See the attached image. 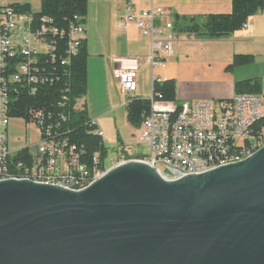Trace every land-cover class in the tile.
I'll return each instance as SVG.
<instances>
[{
    "label": "water",
    "instance_id": "1",
    "mask_svg": "<svg viewBox=\"0 0 264 264\" xmlns=\"http://www.w3.org/2000/svg\"><path fill=\"white\" fill-rule=\"evenodd\" d=\"M0 264H264V147L177 181L137 161L80 192L1 181Z\"/></svg>",
    "mask_w": 264,
    "mask_h": 264
},
{
    "label": "built area",
    "instance_id": "2",
    "mask_svg": "<svg viewBox=\"0 0 264 264\" xmlns=\"http://www.w3.org/2000/svg\"><path fill=\"white\" fill-rule=\"evenodd\" d=\"M9 4V0H0V182L32 181L80 192L103 178L110 169L131 161L149 165L167 181H177L243 162L264 147V135L257 131L258 123L264 118V94L260 93L235 94L222 102L202 100L189 106L180 104V110L151 97L152 111L144 119L139 137L147 154L132 159L120 149L110 168H100L97 157L91 167L82 164L75 153L77 148L65 139L40 136V143L34 146L36 152L25 148L10 153L7 133L15 93L21 90L35 93L39 83L47 81V77L42 79L38 74L40 57L56 49L51 37H66L67 53L76 55L85 39V26L83 18L75 17L67 32L59 31L52 27V20L35 22L33 14H17ZM163 13L160 8L135 13L128 7L127 15L119 21L121 29L135 24L150 40L152 68H164L166 58L173 55V23L160 25ZM136 64L133 68L120 67L116 72L126 98L125 106L137 92L141 64ZM153 82L161 81L154 78ZM84 104V97L78 99L76 110ZM92 124L96 126L97 122L92 120ZM96 134L103 138L99 129Z\"/></svg>",
    "mask_w": 264,
    "mask_h": 264
},
{
    "label": "crops",
    "instance_id": "3",
    "mask_svg": "<svg viewBox=\"0 0 264 264\" xmlns=\"http://www.w3.org/2000/svg\"><path fill=\"white\" fill-rule=\"evenodd\" d=\"M41 1L9 0L11 4H30L33 13L40 11L35 10V6L40 8ZM128 7L135 13L162 9L159 24L163 26L166 22L174 24L176 18L200 19L209 14H229L232 0H89L84 18L88 53L85 104L89 118L97 122L103 133L107 149L118 145V149L125 150L126 157H141V154L130 157L127 153L136 134L127 121L126 110H120L121 107L126 109V98L124 96L122 102L123 93L116 78L120 67L133 68L136 62L141 64L134 98L147 99L151 95V99L154 78L174 80L178 103L186 106L202 100H229L236 94V82L254 78L261 79L264 94V72H256L254 64L227 71L235 55H253L264 60V10L253 16L245 29L222 40H202L195 35L172 31L173 55L166 58L164 68H152L150 40L135 24L125 29L119 27ZM111 128L117 130V144L111 140ZM138 129L142 131V126Z\"/></svg>",
    "mask_w": 264,
    "mask_h": 264
},
{
    "label": "trees",
    "instance_id": "4",
    "mask_svg": "<svg viewBox=\"0 0 264 264\" xmlns=\"http://www.w3.org/2000/svg\"><path fill=\"white\" fill-rule=\"evenodd\" d=\"M127 1L132 0H112ZM89 0H42L40 11L33 13L30 4H9L17 14H33L35 22L52 20V27L67 32L75 22V17L84 18L88 13ZM264 10V0H232L229 14H209L200 19L176 18L173 31L179 34L195 35L202 40H222L245 29L249 20ZM82 23V22H81ZM56 49L41 56L39 78L47 81L39 83L35 93L21 90L15 93L9 112L11 119L25 121L40 130L42 137L55 140L65 139L75 146L82 164L93 166V159H99L100 168L106 166L109 151L102 137L96 134L97 125L92 124L86 104L75 108L77 100L87 94V45L84 39L79 53H67L66 37H51ZM255 63L253 55H235L227 71L246 67ZM236 94H260L262 82L259 78L236 82ZM152 97L156 102L169 103L182 109L177 100V85L174 80L153 83ZM151 99L130 98L126 105L127 121L133 128H140L151 113ZM257 131L264 135V118L258 123ZM23 154V153H22ZM21 154V155H22Z\"/></svg>",
    "mask_w": 264,
    "mask_h": 264
},
{
    "label": "rangeland",
    "instance_id": "5",
    "mask_svg": "<svg viewBox=\"0 0 264 264\" xmlns=\"http://www.w3.org/2000/svg\"><path fill=\"white\" fill-rule=\"evenodd\" d=\"M39 9H40L39 6H35V10L39 11ZM254 57H256V61L254 63L255 71L259 73L264 72V60L263 59L261 60V58L257 56H254ZM150 96L147 99H150ZM122 97H123L122 99V102H123V100L125 99L124 95ZM120 110L124 112L126 109L121 107ZM133 133L136 134L135 136L136 138L133 139L131 146L130 147L128 146V149L130 150H128L127 153L129 154L130 157H137L136 155L138 154H141V156L146 155L148 150L143 144L139 143V137L141 135V130L135 128ZM7 135H8L7 143H8L10 153H16L25 148H32L31 150L33 152H36V149L34 146L40 143L41 132L37 127H34L31 124L30 125L26 124L25 121L23 120L11 119L9 127H8ZM110 136H111V140L115 141V144H117V136H118L117 130H115L114 128H111ZM117 146L118 145H116V147L108 146L109 158L106 162L107 168H110L111 161L115 159L114 158L115 154L121 149V148L118 149Z\"/></svg>",
    "mask_w": 264,
    "mask_h": 264
}]
</instances>
